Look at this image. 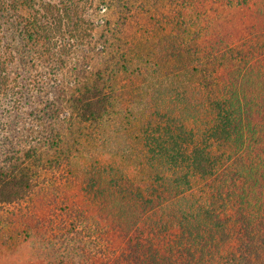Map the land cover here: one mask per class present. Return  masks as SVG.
I'll return each mask as SVG.
<instances>
[{
	"label": "trees",
	"instance_id": "16d2710c",
	"mask_svg": "<svg viewBox=\"0 0 264 264\" xmlns=\"http://www.w3.org/2000/svg\"><path fill=\"white\" fill-rule=\"evenodd\" d=\"M163 1L0 0V257L264 264V0Z\"/></svg>",
	"mask_w": 264,
	"mask_h": 264
},
{
	"label": "rangeland",
	"instance_id": "374dc122",
	"mask_svg": "<svg viewBox=\"0 0 264 264\" xmlns=\"http://www.w3.org/2000/svg\"><path fill=\"white\" fill-rule=\"evenodd\" d=\"M160 5V15L161 13H163L165 16L169 15L171 14L170 12H172V9H174L169 8L170 5H167L166 8L163 7L162 4ZM261 9V4H255L249 10L237 9L234 11H227L224 16H222L223 18L221 17L220 20H217L214 24V36L212 39L222 45L230 44L233 41H237V39L241 37V35L247 33V31H249L251 27L259 26L261 28H264V8L262 11ZM158 17L161 18V16ZM108 18H110L109 15ZM41 216L43 217V219L47 216L50 218H56L55 215H51V212L48 211L43 212ZM66 218L67 217H65L64 219ZM46 223H49V221H47ZM38 244L41 245V242H39ZM11 245V248H14L15 244L12 243ZM38 247L39 246L35 247V245L27 244L25 246H21L20 249L18 248L15 251H13L14 249L7 250V255L5 257H0V264H45V262L46 264H48L46 260H43L40 257L41 255L33 254V252L37 251ZM10 251H12L13 253H10ZM83 262V264H89L90 260L87 263L84 260Z\"/></svg>",
	"mask_w": 264,
	"mask_h": 264
}]
</instances>
